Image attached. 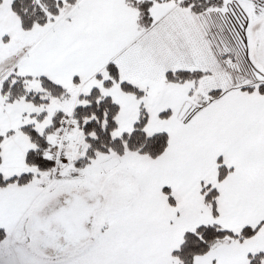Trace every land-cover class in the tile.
<instances>
[{
	"label": "snow or ice",
	"instance_id": "6c2138e0",
	"mask_svg": "<svg viewBox=\"0 0 264 264\" xmlns=\"http://www.w3.org/2000/svg\"><path fill=\"white\" fill-rule=\"evenodd\" d=\"M0 264H264V0H0Z\"/></svg>",
	"mask_w": 264,
	"mask_h": 264
}]
</instances>
